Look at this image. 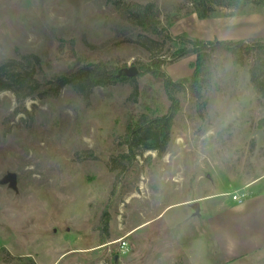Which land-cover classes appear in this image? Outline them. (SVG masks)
<instances>
[{
  "label": "rangeland",
  "instance_id": "obj_1",
  "mask_svg": "<svg viewBox=\"0 0 264 264\" xmlns=\"http://www.w3.org/2000/svg\"><path fill=\"white\" fill-rule=\"evenodd\" d=\"M115 1L157 4L163 26L178 15L172 39L123 20ZM217 8L200 19L189 0H0V65L37 56L52 77L99 62L139 70L160 57L180 80L196 61L172 57L190 46L183 34L264 39V7ZM212 63L204 111L179 91L166 150L136 149L131 165L119 161L126 122L148 112L144 90L168 110L160 81L129 77L88 98L71 86L56 98L0 92V264H264L262 60L217 52Z\"/></svg>",
  "mask_w": 264,
  "mask_h": 264
},
{
  "label": "trees",
  "instance_id": "obj_2",
  "mask_svg": "<svg viewBox=\"0 0 264 264\" xmlns=\"http://www.w3.org/2000/svg\"><path fill=\"white\" fill-rule=\"evenodd\" d=\"M189 2L194 7L192 12L196 13L200 19L221 16L217 7L233 9L232 15L243 14L252 6L264 7V0H189ZM115 7L123 20L141 31L172 39L168 28L179 20L178 15L167 16L168 24L163 26V13L153 2L115 1ZM181 38L190 46H183L174 52L172 57L181 59L188 55L196 56V61L192 64L194 70L189 77L174 80L163 70L167 61L160 57L139 64V74L134 80L149 75L160 81L171 105L164 112V106L156 104L154 106L152 95L148 94V90H144L143 103L148 112H142L138 117L134 114L129 115L124 135L127 151L121 153L119 158L122 163L128 162L131 165L136 157V149L154 150L161 154L166 150L174 119L180 109L181 102L177 96L179 91L190 93L196 99L198 110L204 111L207 104L206 88L216 74L215 65L212 63L215 53L226 52L237 60L254 53L262 60L264 69V39L254 42L244 40L201 41L191 39L186 34H183ZM69 44L74 47L75 40L72 39ZM30 59L32 66H26L14 60L0 65V92L12 91L19 99L34 96L56 98L65 87L71 86L81 97L88 98L96 86L115 85L129 79L121 73L123 68L113 67L104 62L75 66L60 75L49 77L39 57L31 56ZM253 81H256L254 77ZM257 83H259L258 88L264 85V81ZM136 91L138 93V89ZM104 222L106 224L109 222L107 214H105Z\"/></svg>",
  "mask_w": 264,
  "mask_h": 264
},
{
  "label": "water",
  "instance_id": "obj_3",
  "mask_svg": "<svg viewBox=\"0 0 264 264\" xmlns=\"http://www.w3.org/2000/svg\"><path fill=\"white\" fill-rule=\"evenodd\" d=\"M121 73H124L126 76L128 77H136L139 74V70L136 67H131V68H124ZM10 180L12 181L13 184H15L16 182V176L15 175H10L9 176ZM193 208H195L196 210L199 209V203L198 202H194L191 204Z\"/></svg>",
  "mask_w": 264,
  "mask_h": 264
},
{
  "label": "built area",
  "instance_id": "obj_4",
  "mask_svg": "<svg viewBox=\"0 0 264 264\" xmlns=\"http://www.w3.org/2000/svg\"><path fill=\"white\" fill-rule=\"evenodd\" d=\"M241 197H242V196H237V195H235V196H234V199H235V200H239Z\"/></svg>",
  "mask_w": 264,
  "mask_h": 264
},
{
  "label": "crops",
  "instance_id": "obj_5",
  "mask_svg": "<svg viewBox=\"0 0 264 264\" xmlns=\"http://www.w3.org/2000/svg\"><path fill=\"white\" fill-rule=\"evenodd\" d=\"M194 203V202H193Z\"/></svg>",
  "mask_w": 264,
  "mask_h": 264
}]
</instances>
